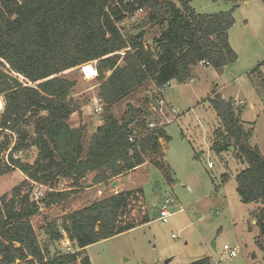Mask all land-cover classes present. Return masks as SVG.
<instances>
[{
    "label": "trees",
    "instance_id": "1",
    "mask_svg": "<svg viewBox=\"0 0 264 264\" xmlns=\"http://www.w3.org/2000/svg\"><path fill=\"white\" fill-rule=\"evenodd\" d=\"M177 2L0 0V96L4 101L0 152L15 136L10 165L0 163V176L14 169L25 176L0 195V264H92L87 246L151 220L145 213L140 219L131 217L133 201H141L144 195L141 188L106 191L75 209L72 205L88 173H93L92 184L108 186L113 178L144 164L147 156L164 180L173 183L160 143L170 137L163 128L148 129V121L154 118L149 108L128 103L119 118L112 108L147 82L159 90L170 81L185 84L195 78L194 66L202 61L220 71L237 59L229 41L235 22L232 9L198 13L188 0ZM139 8L141 16L134 20ZM126 19L131 20L130 28H121ZM153 25L161 28L147 44L145 31ZM91 63H96L102 114L84 151L85 127L71 126L70 118L80 114L89 99L73 96L77 83L66 72ZM161 96L158 92L157 97ZM204 101L220 122L213 130L210 149L221 154L233 148L246 165L235 175L236 192L244 204H261L252 215L259 230L256 244L264 252V154L250 144L252 130L236 121L240 105L233 98L214 91ZM31 148L36 149L32 162L12 156L21 151L23 157ZM228 177L224 174L223 181ZM33 182L68 186L45 191L40 210L30 197ZM61 203L66 204L59 207L64 213L54 218L51 212ZM36 217H42L38 228L50 241H59L65 234L74 252L50 256L38 239L32 222ZM188 264H211V260L205 256Z\"/></svg>",
    "mask_w": 264,
    "mask_h": 264
},
{
    "label": "rangeland",
    "instance_id": "2",
    "mask_svg": "<svg viewBox=\"0 0 264 264\" xmlns=\"http://www.w3.org/2000/svg\"><path fill=\"white\" fill-rule=\"evenodd\" d=\"M189 2L198 13L233 10L235 22L229 30V41L237 59L228 64L218 78L214 76V69L198 68V81L187 84L173 81L163 90V98L171 104L168 105L175 115V119L164 125L170 139L167 142L162 139L164 156L175 180L173 184H168L161 172L151 165L148 156L136 170L119 177L126 189L141 188L144 191L141 201H133L131 217L140 219L145 213L151 220L89 245L87 255L92 264H166L167 259H170L167 264H188L205 256L210 258L211 264H264V252L256 244L259 230L252 215L261 204L240 201L235 175L246 165L235 156V150L230 148L217 154L210 149L213 130L220 122L208 101H204L216 89L226 97L240 99L238 112L242 110L243 118L248 120L244 122L246 130H253L250 144L257 145L264 153V92L260 88V77L264 76V3L262 0H238L236 4L231 0ZM140 16L136 13L133 19ZM130 23L131 20L126 19L119 26L128 29ZM160 28L153 25L146 29L144 40L147 44L152 43V37L159 33ZM91 64L95 68L96 63ZM256 67L258 70L253 73ZM66 76L77 83L73 96L80 100L84 97L89 99L80 114L74 113L70 119L72 126L84 125L86 151L90 135L101 120L102 111H95L98 81L96 76L87 78L81 68L66 72ZM155 89L151 82L139 87L113 106L114 115L119 118L128 103L149 108L158 98ZM0 100L4 107L1 96ZM250 105H254V109H250ZM2 111L3 108L0 114ZM165 112L166 119L172 117L168 109ZM159 119L162 120L160 116ZM35 154L36 149L31 148L21 158L32 162ZM5 161V157L0 155V163ZM209 162L211 167L207 166ZM21 173L14 169L0 176V195L9 192L23 179ZM224 174L229 176L227 181H223ZM90 183L91 176L88 174L75 194L74 199L77 200L72 209L79 207L81 202L104 195L106 191L111 192L109 186L86 188ZM67 186L64 183L65 189ZM98 188L101 194H98ZM152 195H157L158 199L162 196L176 198L171 206L175 213L166 223L157 219L160 205L152 204ZM72 199L68 201L72 202ZM62 205L66 204L57 205V209L51 212L54 218L64 213L59 208ZM32 222L41 245L50 256L58 251L67 252L66 247L71 242L66 235L52 242L38 228L43 224L42 217H36ZM224 244L236 247L237 256L229 258L223 250Z\"/></svg>",
    "mask_w": 264,
    "mask_h": 264
},
{
    "label": "built area",
    "instance_id": "3",
    "mask_svg": "<svg viewBox=\"0 0 264 264\" xmlns=\"http://www.w3.org/2000/svg\"><path fill=\"white\" fill-rule=\"evenodd\" d=\"M137 13H142V9L139 8L137 10ZM201 63L205 66L208 65V62L202 61ZM167 85L168 84L163 86L162 89H164ZM95 100H96V104H97L95 111H97V112L102 111V105H101L97 96L95 97ZM2 108H3V106L1 107L0 110H2ZM166 109H167V104L162 97L156 98L154 100V103H152L149 107V111L154 115V118H152L148 121V123H147L148 129H150V130H153L156 128H163L164 129V125L167 122L171 121L172 119H175L174 110H172V109H169L170 113L172 114V117L169 119H166V114H167L165 112ZM159 116L162 118V120L159 119ZM0 130H1V128H0ZM7 131L8 130H6V132ZM13 137H15V136L13 135ZM129 140L133 141L132 136L129 137ZM0 143H1V138H0ZM12 143L6 150L0 152L1 158L5 157V159H6L5 163H7V165H10L8 155L11 151ZM21 155H22L21 151L13 152V154H12L14 159L20 158ZM207 166L211 167L212 163L209 162ZM63 185H64L63 183H60L57 187L53 188V187H50L47 185H43V184L33 182V186H36V187H33L30 197L33 201L38 203L40 210H42L43 205L40 203V200L43 197L45 191H47V190H49V191H62L65 189L63 187ZM113 192L117 193L118 192L117 188L114 189ZM98 193L101 194V191H98ZM174 200L175 199L173 197H170V196H162V198L159 199L158 203L160 206H159V210H158L157 219L161 223H166L169 220V218L175 213V211L171 210V206L173 205ZM179 210L181 211L182 209L179 208ZM64 240H66V238ZM223 250L226 252V254L229 258H233V257L237 256V254H238V249L236 247H231L228 244L223 245ZM66 251L67 252H74V247L71 243L69 246L66 247Z\"/></svg>",
    "mask_w": 264,
    "mask_h": 264
},
{
    "label": "crops",
    "instance_id": "4",
    "mask_svg": "<svg viewBox=\"0 0 264 264\" xmlns=\"http://www.w3.org/2000/svg\"><path fill=\"white\" fill-rule=\"evenodd\" d=\"M174 2H176V3H178L176 0H173ZM189 4H190V2H189ZM234 4H236V3H234ZM227 67V65L226 66H224L220 71H217V70H213L214 71V76L216 77V78H218L219 77V75H222V73L224 72V70H225V68ZM198 68H201V69H213V68H211V67H208V66H205V65H203L201 62L200 63H198V64H196L195 66H194V72H195V78L194 79H192V80H190L189 82H193V81H198L197 79H199V76H198ZM171 82H173V81H170L169 83H168V85L166 86V87H168L170 84H171ZM188 83V82H187ZM187 83H185V84H187ZM152 84V86H153V88L155 89L156 87H155V85L153 84V83H151ZM165 87V88H166ZM164 88V89H165ZM164 89H161V90H159V89H155V90H157L158 92H160V94L162 95L161 97L163 98L164 96H163V90ZM214 91H217V92H219L224 98H233L235 101H236V103L237 104H240V107H241V100L240 99H238V98H236V96H234V97H232V96H229V97H226L225 96V94H223L222 92H221V90H213L212 91V93L214 92ZM262 92V91H261ZM208 97V96H207ZM3 99V98H2ZM164 99V98H163ZM165 100V99H164ZM165 102H166V104H167V106L169 107V105L168 104H170L169 102H167L166 100H165ZM171 105V104H170ZM2 106H3V102H2ZM1 106V107H2ZM254 105H250V109L251 108H253L254 109ZM168 110L170 109V107L169 108H167ZM262 110H264V104H263V106H262ZM75 113H77V112H75ZM74 114V113H73ZM73 114H72V116H73ZM240 115H239V118H240V121L242 122V124H243V127L245 128V129H247L246 127H247V125H245V121H248V120H246V119H244L243 118V116H242V110H240V113H239ZM215 118H217L216 117V115H215ZM71 119V118H70ZM218 120V119H217ZM101 124V120L98 122V123H96V127L98 126V125H100ZM80 125V124H79ZM72 126V125H71ZM76 126H78V125H75V126H73V127H76ZM95 127V128H96ZM253 129V128H252ZM165 130V129H164ZM94 132V131H93ZM92 132V133H93ZM165 132H166V130H165ZM167 134V133H166ZM252 134H253V130H252ZM252 136V135H251ZM160 143H161V145H162V150H163V143H164V141L162 140V139H160ZM257 146V145H256ZM258 147V146H257ZM259 148V147H258ZM260 149V148H259ZM261 151V150H260ZM262 152V151H261ZM163 153H164V150H163ZM264 154V153H263ZM164 155H165V153H164ZM164 158H165V156H164ZM166 160V159H165ZM167 162V161H166ZM169 165V164H168ZM170 169H171V167H170ZM136 170V169H135ZM171 171H172V169H171ZM21 173V172H20ZM173 173V172H172ZM23 176H24V174L23 173H21ZM90 176H91V180H92V178H93V173L92 172H90V173H88ZM87 174V175H88ZM86 175V176H87ZM25 177V176H24ZM23 177V178H24ZM119 177H121V175H119V176H117V177H115V178H113L111 181H110V183H109V187H110V191L112 192V193H114L113 191H114V189H116L117 188V190L118 191H121V190H128V189H126L125 188V184L124 183H122L121 182V179L119 178ZM86 179V177L84 178V179H82L81 180V182L82 181H84ZM174 178H173V182H174ZM64 184V183H63ZM173 184V183H172ZM105 187L106 185H102V184H92V183H90L89 185H88V187H86V188H92V187ZM65 188V187H64ZM125 188V189H124ZM129 189H131V188H129ZM98 191H101V189L100 188H98ZM102 193V192H101ZM99 194V193H98ZM157 195H152L151 196V200H152V204L154 205V204H156V203H158L159 202V199H158V197H156ZM175 198V197H174ZM96 199V198H95ZM176 199V198H175ZM249 204V203H248ZM254 205H255V203H254ZM179 210V209H178ZM65 235V234H64ZM63 235V236H64ZM63 239V238H62ZM89 248V246H87L86 248H85V251H86V253H87V249Z\"/></svg>",
    "mask_w": 264,
    "mask_h": 264
},
{
    "label": "bare ground",
    "instance_id": "5",
    "mask_svg": "<svg viewBox=\"0 0 264 264\" xmlns=\"http://www.w3.org/2000/svg\"><path fill=\"white\" fill-rule=\"evenodd\" d=\"M81 71L85 73L87 78H92L97 75L96 69L92 66V64H86L81 67ZM2 106V102L0 100V109Z\"/></svg>",
    "mask_w": 264,
    "mask_h": 264
},
{
    "label": "water",
    "instance_id": "6",
    "mask_svg": "<svg viewBox=\"0 0 264 264\" xmlns=\"http://www.w3.org/2000/svg\"><path fill=\"white\" fill-rule=\"evenodd\" d=\"M188 1H190V0H188ZM238 120H239V118L236 117V121H238ZM73 244H74V243H73ZM212 245L214 246V241H212ZM169 261H170V259H167V260L165 261V263L167 264Z\"/></svg>",
    "mask_w": 264,
    "mask_h": 264
}]
</instances>
